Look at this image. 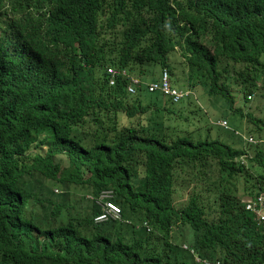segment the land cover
Here are the masks:
<instances>
[{"label": "trees", "instance_id": "1", "mask_svg": "<svg viewBox=\"0 0 264 264\" xmlns=\"http://www.w3.org/2000/svg\"><path fill=\"white\" fill-rule=\"evenodd\" d=\"M176 46L210 97L264 130L242 109L264 82V0H0V264H197L178 243L186 229L181 242L199 256L264 264V234L242 201L264 192V146L173 137L170 100L108 83V65L170 73ZM118 114L134 122L118 127ZM204 167L206 188L175 207L180 173ZM70 188L82 197L70 201ZM104 190L123 221H94Z\"/></svg>", "mask_w": 264, "mask_h": 264}, {"label": "rangeland", "instance_id": "2", "mask_svg": "<svg viewBox=\"0 0 264 264\" xmlns=\"http://www.w3.org/2000/svg\"><path fill=\"white\" fill-rule=\"evenodd\" d=\"M199 40L203 44L207 45L209 43V35L203 33L199 35ZM168 63L171 66L170 74L172 84L179 88L188 87L193 89L196 92L197 99L199 101V104H197L206 110V114L203 112L198 113L196 112L195 104L188 101L186 103V100H184L183 104L172 105V109L175 112L173 114H168L165 116V118H163V125L168 127L169 131L172 132L173 137L175 136V133L183 134L194 131L204 135L206 131H209V134L212 137L220 136L222 140L248 151L249 154H253L257 146H264V130H258L256 126L247 120V117H241L238 113L234 114L231 111L227 112L224 109L222 100L219 101L210 97L206 91L207 84H205V76L199 75L195 70L189 67L186 59L181 54L180 47L176 46L169 52ZM143 68L145 67L143 66ZM160 68L161 67L159 65H155L153 70H151L154 72L153 74L149 75L147 71L144 75L147 76V78H156L160 74ZM132 72L140 75L137 71ZM260 84L261 83H258L259 86ZM261 86L262 89L254 92L252 97L248 99L247 103L242 107L244 113L250 112L255 117H264V82ZM165 105L170 106L167 103ZM234 105L237 106L236 103ZM219 118L227 119L229 123V127L227 129L219 126H212ZM105 121L106 123L108 122L106 118ZM132 122L134 121L124 117L121 114H118L115 124H117L119 127L121 125H129ZM235 130L241 132L244 135L248 134L253 136L257 140L256 144L243 143L234 136ZM210 164L212 166L209 173L213 174V172L216 171V166L212 160L210 161ZM244 164L249 172L253 175L261 173L260 167H258L252 161L245 160ZM197 170L204 172L207 170V168H196L193 173L181 172V179L175 180V192L173 194V202L175 207L178 208L183 206L192 194L202 191L206 188V176L197 175ZM215 174H217V172L214 173V176ZM192 175H194V178H192ZM49 184L52 185L53 183L50 182ZM51 188L56 194L62 193V188L57 184ZM70 189L71 194L68 196L70 201H72L74 198L82 197L78 188ZM203 198L204 201H206V197L204 196ZM82 205H85V202L82 203ZM206 205H211V202H206ZM183 233L185 238H188L190 235L187 229L183 231ZM185 238L184 236L179 235L178 243L188 244L187 242H181L183 240L187 241Z\"/></svg>", "mask_w": 264, "mask_h": 264}, {"label": "built area", "instance_id": "3", "mask_svg": "<svg viewBox=\"0 0 264 264\" xmlns=\"http://www.w3.org/2000/svg\"><path fill=\"white\" fill-rule=\"evenodd\" d=\"M106 72L108 73L109 85H115L118 80H124L127 92L132 95L145 89L147 92L159 93L172 103H180L194 94L190 88H179L172 84L170 74L165 68L160 70V74L156 78H144L131 72L127 67L120 68L113 65L106 66ZM218 123L227 127L225 120H220ZM244 139L248 142H255L252 137H244ZM111 195V191H103L95 200L102 208V212L95 217V221L120 218V207L109 200ZM243 201L245 209L254 215L255 220L264 229V193L246 198Z\"/></svg>", "mask_w": 264, "mask_h": 264}, {"label": "clouds", "instance_id": "4", "mask_svg": "<svg viewBox=\"0 0 264 264\" xmlns=\"http://www.w3.org/2000/svg\"><path fill=\"white\" fill-rule=\"evenodd\" d=\"M207 46L208 47H210L211 48V42L209 41V43L207 44ZM211 51H212V48H211ZM163 68H165V69H167L166 67H161L160 68V70L161 69H163ZM129 69V68H128ZM130 70V69H129ZM131 71V70H130ZM132 72V71H131ZM169 72V71H168ZM149 73V75H151V74H153L154 72H148ZM145 73H141L140 74V76H142V77H144V78H147V76H145L144 75ZM170 74V73H169ZM138 75V74H137ZM170 78H171V74H170ZM186 88H188V87H186ZM190 90H192L193 91V93L194 94H192L190 97H194V99H195V101L199 104V101H198V99H197V95H196V92L193 90V89H191L190 88ZM190 97L189 98H187V99H185L186 100V102H187V100L188 99H190ZM252 97V94H250V95H248V98L250 99ZM171 102V101H170ZM184 102V100L183 101H181L180 103H172V104H174V105H176V104H181V103H183ZM202 107V106H201ZM220 120H225L226 122H227V127H224V126H222V125H220L219 123H218V121H220ZM215 124H213V126H219V127H223V128H225V129H227L228 127H229V123H228V121H227V119H225V118H219V119H217V121L216 122H214ZM211 124V123H210ZM234 136L237 138V139H239V140H241L243 143H248V144H256V142H257V140L253 137V136H251V135H248V134H242L241 132H239V131H237V130H235L234 131ZM244 137H252L254 140H255V142H248L246 139H244ZM241 138V139H240ZM248 152V151H247ZM248 156V154H245V155H243L242 157H241V159H245L246 157ZM104 191H111V190H104ZM103 192V191H102ZM112 192V191H111ZM260 193H264V192H260ZM260 193H258V194H260ZM257 194V195H258ZM254 196H256V195H254ZM254 196H245V198H243L242 199V201L244 200V199H246V198H250V197H254ZM86 197H90L91 198V196L90 195H87ZM112 197V195L109 197V198H111ZM111 202H113L112 200H110ZM113 203H115V202H113ZM115 204H117V203H115ZM243 204H244V201H243ZM118 205V204H117ZM119 206V205H118ZM120 207V206H119ZM245 207V206H244ZM246 210V209H245ZM121 208H120V218L119 219H108V220H105V221H123V218H122V215H121ZM249 212V211H248ZM101 213V212H100ZM100 213H98L97 215H99ZM250 214H251V216L253 217V219H254V221L256 222V224L258 225V227L262 230V233L264 234V229H263V227L261 226V225H259L258 224V222L255 220V218H254V215L251 213V212H249ZM96 215V216H97ZM95 216V217H96ZM95 217H94V221H95ZM96 223H99V222H103V221H95ZM134 221H132L131 219H130V221H129V223L130 224H134L137 228H139V227H145L146 228V230L147 231H150L151 230V228H150V226L147 224L148 222L147 221H144L142 224H140V223H138V222H135V223H133ZM182 246L184 247V248H186V249H189V251L192 253V255H194L195 256V261H196V263L197 264H221V261H220V259L218 258H215V257H206V256H199V255H197L196 253H195V251H194V248L193 247H188L187 248V245L185 244V243H183L182 244Z\"/></svg>", "mask_w": 264, "mask_h": 264}]
</instances>
